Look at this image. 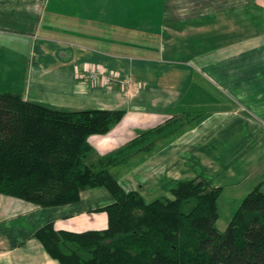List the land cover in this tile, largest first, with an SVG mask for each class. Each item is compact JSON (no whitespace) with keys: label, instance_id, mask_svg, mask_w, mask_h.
I'll list each match as a JSON object with an SVG mask.
<instances>
[{"label":"crops","instance_id":"crops-1","mask_svg":"<svg viewBox=\"0 0 264 264\" xmlns=\"http://www.w3.org/2000/svg\"><path fill=\"white\" fill-rule=\"evenodd\" d=\"M133 1L130 20L112 19L98 30L104 37L97 40L151 33L167 46L151 48L153 57L116 54L78 43L82 38H64L60 27L38 26L36 0H0V93L13 91L60 111L123 112L109 133L88 138L98 156L181 119L179 131L112 173L124 190L139 193L146 203L170 198L178 181L204 179L221 189L215 225L224 232L250 192L258 187L264 193V0H198V6H184L190 11L181 19L174 0ZM52 27L60 37L48 35ZM197 41L199 46H190ZM175 48L187 54L186 60L164 58ZM24 57L28 64L19 71L16 58ZM96 69L116 80L91 83L88 75ZM112 201L105 189H91L76 204L42 209L0 195V264H56L34 233L49 223L58 231L104 230L107 215L96 210Z\"/></svg>","mask_w":264,"mask_h":264},{"label":"trees","instance_id":"trees-1","mask_svg":"<svg viewBox=\"0 0 264 264\" xmlns=\"http://www.w3.org/2000/svg\"><path fill=\"white\" fill-rule=\"evenodd\" d=\"M121 111H60L0 93V195L42 209L76 204L80 194L105 189L113 201L104 230L58 231L52 223L34 233L56 264H264V193L241 202L224 232L216 228L220 188L204 179L182 180L170 198L146 203L126 191L112 170L151 151L177 132L181 119L139 134L126 146L98 156L88 144L122 119Z\"/></svg>","mask_w":264,"mask_h":264},{"label":"rangeland","instance_id":"rangeland-1","mask_svg":"<svg viewBox=\"0 0 264 264\" xmlns=\"http://www.w3.org/2000/svg\"><path fill=\"white\" fill-rule=\"evenodd\" d=\"M141 1L144 0H140L139 2ZM174 1L173 10L175 11V16L179 17L178 19L182 18V14L189 13L190 11L189 9L184 10V6H188L189 4L191 6H198L200 3L198 0H191V2L190 0ZM36 2L39 3L37 6L41 8L39 14L37 13L36 15L39 27H42V29L48 28L50 25L53 27L56 26V28L60 27L63 30L62 34L64 38L84 39L77 41L78 43L104 48L112 53L118 52L116 54H127L135 57H153L155 51L151 48L160 46L163 43L152 38L151 33L149 35H125V38L120 41L97 40L100 37H104L103 34H98V30L106 29L108 23L112 22V19L130 20L133 10H129V8L135 3L134 1L131 2V0H36ZM224 4L227 5L229 2ZM32 6H36V4L34 5L33 3ZM198 10L199 8H196L194 13H197ZM147 12V10H144V14ZM40 13H42L41 19H39ZM53 27L51 28L52 31H48V35L51 37H60L61 34L59 33V36L53 30ZM19 33L16 32L15 36L20 37L21 35ZM199 43L200 41L192 42L190 46L195 44L199 46ZM103 45L107 46L103 47ZM174 51V54H165L164 58L186 60L187 54L184 51L179 52L178 48H175ZM27 64V57L16 58L15 68L21 71ZM16 74L19 75L20 73Z\"/></svg>","mask_w":264,"mask_h":264},{"label":"built area","instance_id":"built-area-1","mask_svg":"<svg viewBox=\"0 0 264 264\" xmlns=\"http://www.w3.org/2000/svg\"><path fill=\"white\" fill-rule=\"evenodd\" d=\"M98 78L106 80L108 84L113 83L116 80V77L114 75H109L99 69L90 72L88 75V79L91 83L97 82Z\"/></svg>","mask_w":264,"mask_h":264}]
</instances>
